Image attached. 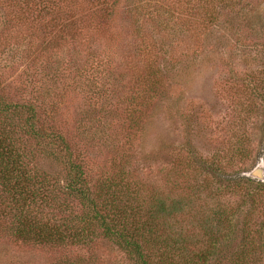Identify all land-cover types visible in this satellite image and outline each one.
<instances>
[{"label":"rangeland","instance_id":"rangeland-1","mask_svg":"<svg viewBox=\"0 0 264 264\" xmlns=\"http://www.w3.org/2000/svg\"><path fill=\"white\" fill-rule=\"evenodd\" d=\"M233 2L0 0V96L43 102L92 182L122 173L143 197L184 198L186 251L205 264H264V0ZM31 163L61 171L43 155ZM4 200L0 188V264L85 252L15 240ZM91 251L132 263L107 240Z\"/></svg>","mask_w":264,"mask_h":264},{"label":"trees","instance_id":"trees-1","mask_svg":"<svg viewBox=\"0 0 264 264\" xmlns=\"http://www.w3.org/2000/svg\"><path fill=\"white\" fill-rule=\"evenodd\" d=\"M203 9L211 26L218 16L207 12L208 5ZM143 81L158 85L153 76ZM51 115L43 102L18 104L0 96V188L7 198L1 214L13 215L15 240L30 247L85 251L75 255L63 251L54 264H105L91 251L105 240L126 251L130 264L206 263L205 252L186 251L194 244L185 236L187 228L179 225L184 198L166 199L154 191L143 197L122 173L92 182L79 152L50 122ZM30 139L36 147L27 151ZM42 155L54 159L61 171L49 172L31 163ZM225 156L215 154L212 162L221 167ZM57 213L63 214L57 218Z\"/></svg>","mask_w":264,"mask_h":264},{"label":"water","instance_id":"water-1","mask_svg":"<svg viewBox=\"0 0 264 264\" xmlns=\"http://www.w3.org/2000/svg\"><path fill=\"white\" fill-rule=\"evenodd\" d=\"M257 174H259L260 176H262V172H261V170H258V171H257Z\"/></svg>","mask_w":264,"mask_h":264}]
</instances>
